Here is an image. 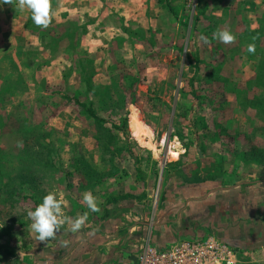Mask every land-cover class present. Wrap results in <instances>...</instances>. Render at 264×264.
<instances>
[{"label": "rangeland", "instance_id": "1", "mask_svg": "<svg viewBox=\"0 0 264 264\" xmlns=\"http://www.w3.org/2000/svg\"><path fill=\"white\" fill-rule=\"evenodd\" d=\"M101 1L99 13L67 23L50 7L46 28L31 17L26 22L27 8L14 11L17 18L10 22L13 8L8 12L0 6V34L14 30L13 35L21 34L14 39L22 43L17 47L13 41L18 51L5 50L0 60L16 64L0 96V241L11 250L0 251V264L18 262L23 243L34 234L27 211L50 191L63 195L68 217L88 212L77 235L96 227L104 195L145 193L140 205L118 209L110 219L140 232L139 254L164 234L154 222L173 146L208 144L236 160L249 146L264 149V93L257 86L264 73V0ZM41 28L47 30L43 37L28 32ZM222 30L235 40L224 44L212 38ZM250 44L253 53L247 51ZM88 75L91 87L84 83ZM74 99L105 123L96 122ZM135 119L152 131V147L133 136ZM250 156L252 164L264 166V157ZM85 192L95 196L98 212L87 208ZM23 194L33 197L22 199ZM140 222L145 227H137ZM70 234L65 224L55 236ZM237 264L264 263L239 256Z\"/></svg>", "mask_w": 264, "mask_h": 264}, {"label": "crops", "instance_id": "2", "mask_svg": "<svg viewBox=\"0 0 264 264\" xmlns=\"http://www.w3.org/2000/svg\"><path fill=\"white\" fill-rule=\"evenodd\" d=\"M100 4H105V1L50 0V7L55 8L56 19L60 18V22L64 23L74 19L84 20V15L91 12L99 13ZM3 5L6 11L13 8L8 11V21L16 20L13 19L17 18L14 11L20 10L17 0L12 4H3L0 0V6ZM97 15H100V20L104 16L102 13ZM30 17L31 12L26 22ZM100 20L97 19L96 29L100 28L98 26ZM88 28V24L81 27L84 36ZM38 30L40 31L28 32L36 38L43 37L47 32L45 28ZM12 31L14 32L11 30V33L0 34L2 37L7 34L2 41L0 40V60L6 58L5 50L13 53L18 51L12 42L15 41L18 47L21 41L14 37H19L21 34L13 35ZM113 34L116 35V32ZM26 45V48H32V44L26 43ZM9 58L14 59V54H10ZM15 65L0 64V96H3L5 83L12 78L11 73ZM1 145L0 140V176ZM207 145L191 147L175 145L173 146L175 151H169V162L165 166L167 183L162 191L158 220L154 222L155 228L160 229L164 234H160V241L150 244L157 248L164 246L166 249L179 240H201L213 236L232 247L239 256L256 263H264V166L252 164L250 160L244 158L237 157L236 160L235 156H231L232 153H219ZM140 148L144 151L147 149L146 152L151 153L150 148L142 146ZM172 153L176 155L173 156ZM213 164L222 165V176L217 182L207 181L185 186L183 183H178L175 171L186 169L190 176L205 179ZM111 194L103 196V213L106 198ZM132 205L123 203L120 207L107 208L110 212L109 216L103 222L101 218H96L97 221L94 222L96 227L82 234L55 236L40 242L35 238L36 234L32 233L22 245L23 252L19 253L18 262L12 264H138V251L135 249L139 243L144 242L139 239L140 232L133 234L132 231L135 230L127 228L126 224L124 227L123 221L110 220L112 215L118 212L116 210L123 208L126 211ZM137 227H145V223L140 222ZM1 243L3 245V242ZM2 248V251L8 249ZM5 256L9 259L13 254L8 253Z\"/></svg>", "mask_w": 264, "mask_h": 264}, {"label": "clouds", "instance_id": "3", "mask_svg": "<svg viewBox=\"0 0 264 264\" xmlns=\"http://www.w3.org/2000/svg\"><path fill=\"white\" fill-rule=\"evenodd\" d=\"M3 4H12L13 0H2ZM17 6L22 10L27 8L31 12V19L34 24L47 27L50 18V0H17ZM213 39H218L224 44L231 43L235 40V36L228 30H222L213 33ZM201 39L207 43L206 37ZM247 51L253 53L255 51L253 45H248ZM83 201L91 212H98L99 207L95 196L91 192L83 194ZM66 201L61 193L56 191L48 192L42 202L35 207L34 210L27 211V217L31 220L30 228L36 234V239L40 242L52 239L65 225H70V231L78 232L88 219V212L78 214L75 218L65 215L64 206Z\"/></svg>", "mask_w": 264, "mask_h": 264}, {"label": "built area", "instance_id": "4", "mask_svg": "<svg viewBox=\"0 0 264 264\" xmlns=\"http://www.w3.org/2000/svg\"><path fill=\"white\" fill-rule=\"evenodd\" d=\"M239 254L223 241L183 239L166 249L146 244L138 254V264H237Z\"/></svg>", "mask_w": 264, "mask_h": 264}, {"label": "trees", "instance_id": "5", "mask_svg": "<svg viewBox=\"0 0 264 264\" xmlns=\"http://www.w3.org/2000/svg\"><path fill=\"white\" fill-rule=\"evenodd\" d=\"M171 7V6H170ZM171 9V8H170ZM74 21H72L71 23L73 24ZM88 64L92 65V60H88ZM260 64L261 67L260 68H263L264 69V58L260 61ZM85 69V68H84ZM263 76V77H262ZM262 76H260L257 80V86L258 88H260L263 93H264V73L262 74ZM91 80H92V75H88V78L87 80L84 81V83L86 84L87 87H91ZM60 95H63V97L65 98H68V96L64 95V94H60ZM258 98V97H257ZM256 98V99H257ZM75 103L82 107L85 111H87V113L92 116L96 122H98L99 124H102V123H105L103 120H101L94 112V110L90 107V106H87L86 104L82 103L79 99H74ZM260 101L261 102H264V96L260 97ZM264 118V117H263ZM113 127H115V124L113 125ZM107 130L110 131V129L106 128ZM43 147V146H42ZM249 152H243V155L241 158H244L246 160H250V161H253L252 159H254L253 156H250V155H254V154H257V155H260L261 157H264V149H259V148H256L254 146H249ZM250 156V158L247 157ZM253 157V158H251ZM240 158V159H241ZM260 159V158H258ZM261 160V159H260ZM260 160H258L260 163H262ZM222 165H216V164H213V166H211L210 168L212 169H209L208 172H207V177L204 179L202 177H198V176H190L186 169H179L177 171H175L176 173V178L178 180V183H183V186L185 185H196V184H199V183H204V182H217L221 176H222ZM139 173L141 172L140 169L137 170ZM142 173V172H141ZM0 179L2 180V177L0 176ZM2 182V181H0ZM7 195L9 197V194L7 192ZM145 196V193H143V195H140V196H137V195H134L132 193H125V194H121V193H113L111 194L110 196H108L106 198V201H105V209H104V213L102 212V216H101V222H103L110 214L109 210L107 208H113V207H120L121 204L123 205V203H127L128 205H140L141 201L143 200L142 198H144ZM33 196L32 195H25L23 194L22 195V199H31ZM21 198V197H20ZM13 203V201H11ZM1 239V238H0ZM3 245L0 241V251L3 250Z\"/></svg>", "mask_w": 264, "mask_h": 264}, {"label": "bare ground", "instance_id": "6", "mask_svg": "<svg viewBox=\"0 0 264 264\" xmlns=\"http://www.w3.org/2000/svg\"><path fill=\"white\" fill-rule=\"evenodd\" d=\"M132 131H133V136L142 144H147L148 146L152 145L150 144V138H151V133L149 127L140 122L138 119H135L133 124H132Z\"/></svg>", "mask_w": 264, "mask_h": 264}]
</instances>
